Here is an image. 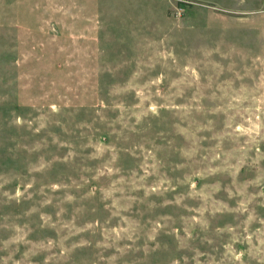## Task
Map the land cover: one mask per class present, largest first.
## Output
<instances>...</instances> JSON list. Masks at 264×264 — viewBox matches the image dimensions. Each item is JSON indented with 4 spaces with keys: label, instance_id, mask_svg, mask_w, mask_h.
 <instances>
[{
    "label": "rangeland",
    "instance_id": "rangeland-1",
    "mask_svg": "<svg viewBox=\"0 0 264 264\" xmlns=\"http://www.w3.org/2000/svg\"><path fill=\"white\" fill-rule=\"evenodd\" d=\"M0 264H264V0H0Z\"/></svg>",
    "mask_w": 264,
    "mask_h": 264
}]
</instances>
